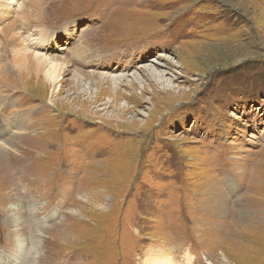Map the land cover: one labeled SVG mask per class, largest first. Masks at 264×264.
<instances>
[{
	"label": "rangeland",
	"instance_id": "374dc122",
	"mask_svg": "<svg viewBox=\"0 0 264 264\" xmlns=\"http://www.w3.org/2000/svg\"><path fill=\"white\" fill-rule=\"evenodd\" d=\"M0 91V264H264V0H0Z\"/></svg>",
	"mask_w": 264,
	"mask_h": 264
},
{
	"label": "bare ground",
	"instance_id": "6f19581e",
	"mask_svg": "<svg viewBox=\"0 0 264 264\" xmlns=\"http://www.w3.org/2000/svg\"><path fill=\"white\" fill-rule=\"evenodd\" d=\"M41 37H42V30H40V34H39V44L40 45H33V47H39V48H42L43 46H45V45H43V44H45V43H41V41L43 40V39H41ZM42 44V45H41ZM90 46V50H92L93 52H91V57H95V58H98L97 57V55H96V53H98V51H104V50H106V48H104V47H97V46H91V45H89ZM70 57H72V59H75L76 60V64H77V62H79V59H84V58H88V55L86 54V52H85V49L84 48H82V47H80V49H76L75 51H73L72 53H70ZM101 58H103V59H112V60H114V61H118V62H114V61H111V60H107L106 61V63H103V64H101V65H98L97 66V69H101L102 71H115V70H117V71H126V67H123V66H118V64L121 62V61H123V59H124V55L122 54H115V55H112V56H105V57H101L100 56V58L99 59H101ZM44 59H46V58H44ZM49 59V58H48ZM48 59H46V60H48ZM72 59H71V61H72ZM23 60H25V61H28V63L30 62V64H31V66L34 68V70L36 69L37 71H41L42 70V68H43V66L46 64V63H48L47 61H43L42 60V57H33V56H31V57H29V58H27V59H23ZM98 60V59H97ZM110 61V62H109ZM51 62V61H50ZM54 63V62H53ZM125 65V64H124ZM61 66V65H60ZM87 66H89V65H87ZM90 66H94L93 64H90ZM154 74L152 73L150 76H153ZM155 76H157V75H155ZM60 76H59V72H58V65L57 64H52V63H50V67H49V69H48V71H47V77H46V80L45 81H41V85H44L43 86V88H45V86L46 85H48V83L49 84H54L58 79L60 80V78H59ZM92 78H95V83H102L103 84V82L105 83V82H107V83H112V84H119V83H121V82H125V83H127V84H129V85H131L132 86V83H133V80L131 79V82L130 81H128L125 77H123V74H119V73H109L108 75H105L104 73H102L100 76H91V78H90V80H94V79H92ZM81 81V78L80 77H78V79L76 80V81H74V82H76V83H79ZM74 84V83H73ZM112 84H111V86L110 87H112ZM101 85V84H100ZM112 89V88H111ZM106 90V89H105ZM1 92V91H0ZM99 95H101V94H99ZM102 96V95H101ZM6 97V96H5ZM92 97V96H91ZM119 97H120V95H119ZM121 98V97H120ZM113 99V98H112ZM119 100V99H118ZM94 101V100H93ZM118 102V101H117ZM7 105L8 106H12V101L11 100H7ZM111 103V102H110ZM113 106V105H112ZM259 166V168H260V166H261V164L260 165H258ZM263 177V176H262ZM248 187V186H247ZM245 192H248V191H245ZM251 192V191H250ZM244 195V194H243ZM242 195V196H243ZM246 195V194H245ZM249 195H250V193H249ZM252 197V196H251ZM248 198V197H247ZM249 201V200H248ZM244 202V201H243ZM253 203V202H252ZM263 203V202H262ZM245 204V203H244ZM262 205V204H261ZM257 208H259V207H257ZM255 209V208H254ZM261 210V209H260ZM213 237V236H212ZM217 238V237H216ZM213 239V238H212ZM215 240V239H214ZM209 264V263H208ZM211 264H212V262H211Z\"/></svg>",
	"mask_w": 264,
	"mask_h": 264
}]
</instances>
